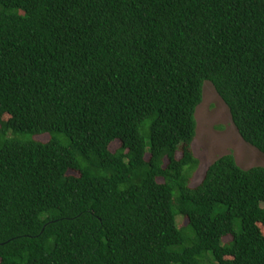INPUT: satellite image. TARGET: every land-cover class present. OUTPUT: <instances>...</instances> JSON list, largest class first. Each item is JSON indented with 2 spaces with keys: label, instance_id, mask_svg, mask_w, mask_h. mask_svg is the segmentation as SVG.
<instances>
[{
  "label": "trees",
  "instance_id": "1",
  "mask_svg": "<svg viewBox=\"0 0 264 264\" xmlns=\"http://www.w3.org/2000/svg\"><path fill=\"white\" fill-rule=\"evenodd\" d=\"M206 81L264 154V0H0V264H264V166L191 185Z\"/></svg>",
  "mask_w": 264,
  "mask_h": 264
},
{
  "label": "rangeland",
  "instance_id": "2",
  "mask_svg": "<svg viewBox=\"0 0 264 264\" xmlns=\"http://www.w3.org/2000/svg\"><path fill=\"white\" fill-rule=\"evenodd\" d=\"M196 118L198 125L192 146L200 164L191 177L192 186L199 185L209 166L225 154H234L244 168L264 166V154L242 138L228 105L210 81L204 84L203 100L197 108ZM118 146L116 143L112 149ZM178 222L186 225L188 220L179 217Z\"/></svg>",
  "mask_w": 264,
  "mask_h": 264
}]
</instances>
